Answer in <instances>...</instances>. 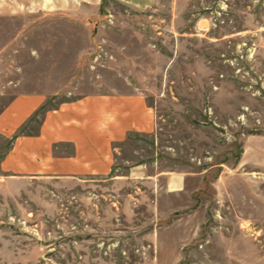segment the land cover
<instances>
[{
	"label": "rangeland",
	"instance_id": "1",
	"mask_svg": "<svg viewBox=\"0 0 264 264\" xmlns=\"http://www.w3.org/2000/svg\"><path fill=\"white\" fill-rule=\"evenodd\" d=\"M61 3L0 0V117L118 92L155 121L78 180L8 176L0 133V264H264V0Z\"/></svg>",
	"mask_w": 264,
	"mask_h": 264
},
{
	"label": "crops",
	"instance_id": "2",
	"mask_svg": "<svg viewBox=\"0 0 264 264\" xmlns=\"http://www.w3.org/2000/svg\"><path fill=\"white\" fill-rule=\"evenodd\" d=\"M58 1L65 8L64 2L79 0ZM46 102L41 95H19L1 115L0 133L14 139L2 163L8 176L76 180L108 176L117 144L130 135L150 133L155 121L153 109L140 93H95L42 111ZM107 113H116L118 124L98 132ZM188 179L173 176L167 185L178 191Z\"/></svg>",
	"mask_w": 264,
	"mask_h": 264
},
{
	"label": "clouds",
	"instance_id": "3",
	"mask_svg": "<svg viewBox=\"0 0 264 264\" xmlns=\"http://www.w3.org/2000/svg\"><path fill=\"white\" fill-rule=\"evenodd\" d=\"M118 124L117 120V114L116 113H107L105 115L104 121H102L98 128L97 131L101 133L108 132L110 130V126Z\"/></svg>",
	"mask_w": 264,
	"mask_h": 264
}]
</instances>
